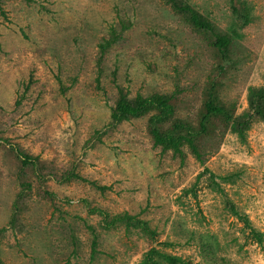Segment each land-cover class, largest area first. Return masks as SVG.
<instances>
[{
  "label": "rangeland",
  "instance_id": "rangeland-1",
  "mask_svg": "<svg viewBox=\"0 0 264 264\" xmlns=\"http://www.w3.org/2000/svg\"><path fill=\"white\" fill-rule=\"evenodd\" d=\"M180 1L230 38L225 60L167 0H0V264H264V125L247 105L264 0ZM210 93L248 126L209 125L198 158L154 145V113L110 120L120 95L166 96L164 126L197 131Z\"/></svg>",
  "mask_w": 264,
  "mask_h": 264
},
{
  "label": "trees",
  "instance_id": "trees-1",
  "mask_svg": "<svg viewBox=\"0 0 264 264\" xmlns=\"http://www.w3.org/2000/svg\"><path fill=\"white\" fill-rule=\"evenodd\" d=\"M171 8L185 16L188 22L197 30L212 34L213 42L212 47L216 50L221 60L227 58V53L230 44V38L223 34H215L212 25L199 15L190 6L181 2L180 0H167ZM238 14L237 10L233 11ZM242 19L245 16H240ZM105 45H108L106 43ZM247 105L252 114L259 118L264 125V88H252L248 90ZM171 98L166 96H150L148 98L136 97L134 99H128L125 96H118L113 108L110 112V120L115 123L127 122L133 119H139L151 113L148 120V133L155 146H160L164 150H170L173 153L181 154V148L186 146L190 153L196 158L199 157L197 152L196 140L200 135L205 134L208 131L209 125L214 122H219L226 130L233 131L240 139H244V131L247 129L248 122L243 117L237 119L231 118L228 111L224 108L223 104L219 103L216 96L211 93L208 94L207 100L203 105V113L198 120V130L189 126L186 122L173 121L171 125H165V122L170 116L173 115V107L170 103ZM228 178V177H226ZM232 213L238 216V219L242 222L244 227L252 233V236L256 241L260 242V234L253 230L245 216L237 213L232 209ZM131 220L126 214L120 218L117 217V221L127 222ZM138 224V223H136ZM139 227L142 230L145 229V224L139 222ZM94 246V243H93ZM94 253V250H93ZM93 258V255L91 256ZM149 254L143 258L142 264H157L155 261L150 260ZM152 261V262H150ZM167 264H191L185 262L177 257L166 256Z\"/></svg>",
  "mask_w": 264,
  "mask_h": 264
}]
</instances>
